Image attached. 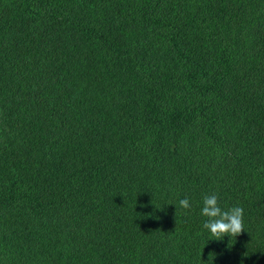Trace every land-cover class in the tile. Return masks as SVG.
Returning a JSON list of instances; mask_svg holds the SVG:
<instances>
[{"label":"trees","instance_id":"trees-1","mask_svg":"<svg viewBox=\"0 0 264 264\" xmlns=\"http://www.w3.org/2000/svg\"><path fill=\"white\" fill-rule=\"evenodd\" d=\"M0 264H264V0H0Z\"/></svg>","mask_w":264,"mask_h":264},{"label":"clouds","instance_id":"clouds-1","mask_svg":"<svg viewBox=\"0 0 264 264\" xmlns=\"http://www.w3.org/2000/svg\"><path fill=\"white\" fill-rule=\"evenodd\" d=\"M179 205L184 209H188L190 202L187 198H184L179 201ZM201 214L207 217L203 227L213 237L209 240L222 241L225 237H228L229 247L230 238L235 240L244 231L243 209L241 207H232L228 210H222L215 194L203 198ZM209 254L212 257L215 255L214 253Z\"/></svg>","mask_w":264,"mask_h":264}]
</instances>
